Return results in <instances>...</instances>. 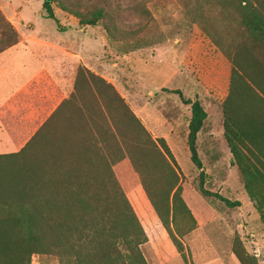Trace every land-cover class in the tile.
Returning a JSON list of instances; mask_svg holds the SVG:
<instances>
[{
	"label": "trees",
	"instance_id": "16d2710c",
	"mask_svg": "<svg viewBox=\"0 0 264 264\" xmlns=\"http://www.w3.org/2000/svg\"><path fill=\"white\" fill-rule=\"evenodd\" d=\"M232 1L240 30L226 37L212 30L231 65L224 133L245 190L263 209L264 0ZM44 8L62 30L50 4ZM101 15L80 24L95 25ZM19 38L0 9V52ZM238 82L256 102L237 104ZM74 86L18 151L0 154V264H31L33 254L58 264H148L141 249L148 237L127 196L138 184L172 240L169 202L189 213L165 139L153 138L114 85L82 64ZM174 91L190 105L188 149L201 169L197 134L207 113L197 97ZM200 190L211 193L202 181ZM232 252L240 264H259L237 238Z\"/></svg>",
	"mask_w": 264,
	"mask_h": 264
},
{
	"label": "rangeland",
	"instance_id": "374dc122",
	"mask_svg": "<svg viewBox=\"0 0 264 264\" xmlns=\"http://www.w3.org/2000/svg\"><path fill=\"white\" fill-rule=\"evenodd\" d=\"M232 2L50 0L48 3L62 30H88L91 38L98 39V53L104 63L102 71L151 136L165 139L180 172V196L189 213L181 203L173 206L169 202L173 211V219L169 217L173 240L141 184L127 194L148 237L141 246L148 264H240L232 252L236 238L259 264H264V208L245 190L224 133L222 106L229 92L231 65L212 41V30L225 37L240 30ZM45 5L44 0H0V9L6 17L14 20L21 12L34 23L40 13L46 14ZM98 12L102 15L95 25L80 24V19ZM51 19L47 18L45 27L60 30ZM241 83H237L240 90ZM174 90H180L186 99L197 97L207 113L197 134L201 169L191 162L188 149L190 105ZM237 92V104L256 102L247 92ZM23 126V130L6 132L0 140L12 141L10 135L16 133L20 135L17 143L23 142L34 124ZM201 181L210 195L200 190ZM225 199L236 204L227 205ZM31 264L58 262L49 255L33 254Z\"/></svg>",
	"mask_w": 264,
	"mask_h": 264
},
{
	"label": "crops",
	"instance_id": "0c3cea01",
	"mask_svg": "<svg viewBox=\"0 0 264 264\" xmlns=\"http://www.w3.org/2000/svg\"><path fill=\"white\" fill-rule=\"evenodd\" d=\"M38 17L36 23L21 12L14 20L7 17L20 38L0 52V138L6 132L23 130L26 123L34 126L23 136V142L17 143L20 135L16 133H11L12 141L0 140V154L18 151L60 103L70 97L80 64L111 82L102 71L98 39L91 38L88 30H52L45 27L46 14L40 13Z\"/></svg>",
	"mask_w": 264,
	"mask_h": 264
},
{
	"label": "water",
	"instance_id": "95a60500",
	"mask_svg": "<svg viewBox=\"0 0 264 264\" xmlns=\"http://www.w3.org/2000/svg\"><path fill=\"white\" fill-rule=\"evenodd\" d=\"M50 0H44V4H48Z\"/></svg>",
	"mask_w": 264,
	"mask_h": 264
}]
</instances>
